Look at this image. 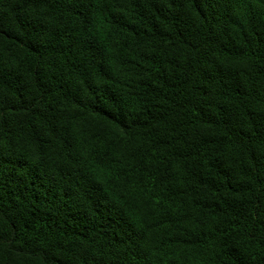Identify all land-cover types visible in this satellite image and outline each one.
Listing matches in <instances>:
<instances>
[{"label": "trees", "instance_id": "16d2710c", "mask_svg": "<svg viewBox=\"0 0 264 264\" xmlns=\"http://www.w3.org/2000/svg\"><path fill=\"white\" fill-rule=\"evenodd\" d=\"M0 264H264V0H0Z\"/></svg>", "mask_w": 264, "mask_h": 264}]
</instances>
